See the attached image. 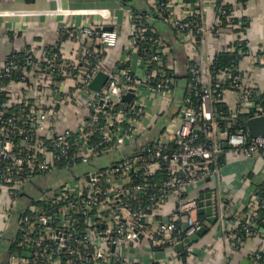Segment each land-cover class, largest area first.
<instances>
[{"label": "built area", "instance_id": "1", "mask_svg": "<svg viewBox=\"0 0 264 264\" xmlns=\"http://www.w3.org/2000/svg\"><path fill=\"white\" fill-rule=\"evenodd\" d=\"M150 1L161 21L196 49L205 34L218 33L223 28L221 18L229 27L236 25L233 11L227 14L225 3L218 4L217 0H211L214 20L210 27L205 25L202 12L208 0ZM177 3L183 8L182 16L173 13ZM129 16L132 28L123 67H108L103 52L118 45V32L89 26L67 31L78 44L76 54L84 57L80 60L82 70L77 68L78 62L63 60L54 49L45 52L42 62L33 52H26L21 57L11 54L0 65V189L6 192L9 203L16 202L36 175L60 167L87 165L120 151L134 140L145 113L142 93L169 100L174 97V80L164 72L162 37L145 24L148 16ZM239 36L247 49V40ZM96 45L101 49H96ZM238 53L244 56L248 50L240 48ZM253 58L264 60V54H254ZM197 59L188 67L191 81L187 85L188 96L176 116L178 127L155 141L146 156L123 155L113 167L85 172L27 206L17 221L19 237L8 264H128L122 248L139 236L153 246L165 244L171 249L183 243L186 257L192 256L191 243L201 228L191 216L198 200L180 201L173 218L159 219L154 229L147 230L145 219L150 211L170 194L184 192L193 180L216 176L222 142L234 154L264 159V136L228 133L216 123V116L222 114L216 104L222 103L223 93L241 92L246 77L237 66L233 74L222 71L213 77L209 72V82L204 84L202 56ZM132 60L145 70L144 76L128 64ZM98 72L106 75V81L93 92L89 84ZM30 78L34 82L29 83ZM13 83L20 88L9 92ZM128 91L134 95L131 106L121 101ZM189 94L197 98L196 110L191 107ZM260 95L257 89H245L242 96L238 95L234 113L247 115L248 119L264 116ZM67 100L84 105L88 114L77 126L61 130L55 122V107ZM197 160L203 162L198 169ZM157 170L163 171L166 178L159 185L150 184L149 179ZM263 207L264 200L257 196L247 212L235 220L232 238L236 244L241 245L244 236L259 229L258 210ZM263 227L264 222L260 229ZM238 228L242 236L238 235ZM261 258L256 252L252 261L258 264Z\"/></svg>", "mask_w": 264, "mask_h": 264}, {"label": "crops", "instance_id": "2", "mask_svg": "<svg viewBox=\"0 0 264 264\" xmlns=\"http://www.w3.org/2000/svg\"><path fill=\"white\" fill-rule=\"evenodd\" d=\"M223 2L235 4V0ZM137 3L141 7L147 5L154 11L156 9L154 2L150 0H138ZM173 11L176 16L183 15V8L179 3L174 5ZM202 12L205 25L210 27L214 20V4L212 5L211 0H208ZM129 15L130 8L119 0H0V65L11 53L23 50L36 53L38 55L36 57L41 61L47 49L57 45L62 59L67 62H78L77 68L81 69L83 63L80 60L84 57L76 54L78 44L67 31L89 26L96 29L111 28L118 32V45L103 52L108 67H120L123 65L124 54L130 43L132 22ZM232 16L236 22L234 27L226 26L218 33L205 34L200 45L198 44V49L179 39L173 29L161 20L152 23L154 27L152 30L162 37L165 44L164 72L171 70L176 76L184 77L188 73L189 65L202 56L204 84L209 82L210 66L215 55L224 50L239 52L240 48L235 47H238L240 34L247 40L248 54L241 57L238 65L239 71L246 77V84L241 92L225 91L222 96V104L231 113L236 110L238 95L242 96L245 89L254 88L264 94V60L253 58L254 54H264V0H247L244 5L234 8ZM241 24L243 30L240 29ZM94 47L101 49L97 45ZM128 64L134 66L139 76L145 75V70L135 66V60ZM184 87V80H177L174 97L171 100L142 93L145 113L138 124L136 138L120 151L100 158L98 163L100 166L97 168L113 167L123 155L132 156L138 153L136 149L143 145L146 139L157 141L167 132L177 128L180 123L176 118L178 112L173 117H169L168 114L171 111L172 100L173 102L175 100V103L182 101ZM19 88L20 86L14 83L8 87L9 92L18 91ZM87 114L88 110L84 105H77L71 100L58 103L54 112L55 122L61 125V128L77 126ZM222 145L223 142L222 152L217 160L216 176L193 180L184 192L170 194L161 205L150 211L145 219L148 221L146 229H154L157 220L175 216L180 201L195 199L199 201L207 192L216 194L220 211L214 224L208 222L205 215L199 214L198 208L191 212L194 220L196 216H202L201 227H204V230L201 233L197 232L193 237L192 256L186 257V264H255L252 256L258 250L264 251V229H257L255 234L241 245L233 242V235L228 233L232 229L235 231V216L248 209L252 199L257 197L258 187L263 185L264 159L258 155L245 157L242 154H234L228 146L223 148ZM17 224L8 220L7 225L0 211V234L3 239L7 233L11 237L6 264L12 251L11 246L13 247L18 234ZM3 239L0 244V264L3 263L2 254L5 252ZM141 239L142 237L136 241L130 240L122 248L128 264H182L179 254L185 252L184 247L183 250L176 251L175 246L172 249L165 244L153 246ZM111 250L115 251L113 246Z\"/></svg>", "mask_w": 264, "mask_h": 264}, {"label": "trees", "instance_id": "3", "mask_svg": "<svg viewBox=\"0 0 264 264\" xmlns=\"http://www.w3.org/2000/svg\"><path fill=\"white\" fill-rule=\"evenodd\" d=\"M123 5L128 6L130 8V13L133 16H148L151 18V20L149 21L147 18L144 19L145 24L149 27V29H154L153 27V21L155 20H161L162 18L157 14V12H155L153 9H151L150 7L146 6H139L137 1L138 0H119ZM247 0H235V4L231 5V4H224L225 8L227 9L229 15H231L230 13L233 11V9L236 6L239 5H244L246 3ZM223 0H217L218 4H222ZM221 27H226L227 26V21L225 20V18H221ZM235 21V20H234ZM241 30L244 29L243 24H241L240 27ZM174 33L176 34V31L173 29ZM151 34V33H150ZM153 35V34H152ZM63 36V35H62ZM151 36V35H150ZM156 36H160L156 33ZM145 47L147 48L146 45H142V48L145 49ZM236 48H244L245 50L246 47L243 45L242 42H238V47L236 46ZM50 49H54V50H58V46L56 45L55 47H50L47 50ZM26 52L29 51H25L23 50L22 52H13L11 53L12 55H17L18 57L23 56ZM34 53V52H33ZM10 54V55H11ZM36 55V53H34ZM38 56V55H36ZM241 57L242 55H240L237 50L230 52V51H222L220 53H217L211 63L210 66V74L214 77L216 75H218L220 72L224 71V72H228V73H235L234 69L238 66L239 62L241 61ZM42 62V61H41ZM123 67V66H120ZM166 76L172 78L174 80V83L177 80L183 79L184 80V84L185 87L183 88V94H182V101L184 100V98H186L188 96V90H187V85L188 83L191 81V75L190 73H186V75L184 77H178L175 74H173V72L171 70H166ZM29 81V80H27ZM29 83H32V79L30 78ZM190 95V94H189ZM173 99V98H172ZM190 99H191V107L192 108H196L198 106V101L197 98L193 97L192 95H190ZM259 100H263L264 101V94H261L260 97L258 98ZM182 101L178 102L175 100L173 102L172 100V106H171V111L168 114L169 117H173L177 112H179L181 106H182ZM218 111L222 112L221 115L216 116V123L217 126L220 130H227L228 133H232V132H236V131H241L244 134H248L247 132V126H246V121L248 119L247 115H238L236 113H231L227 107L222 104V103H218L216 104ZM196 110V109H195ZM62 126L58 124V129L63 130L64 128H61ZM64 127V126H63ZM203 139V137H202ZM156 140H152L146 139V141L144 142L143 145H141L140 147H138L136 149V154L140 155V156H146V151L149 147H151ZM174 149V147L172 148ZM222 162V160L220 159V163ZM99 160L93 161L87 165H77L73 168H63L60 167L59 169L51 172V173H46V174H38L35 176V178H33L32 180H30L27 185L25 186V188L23 189L22 193L18 195V198L16 200L15 203H9L8 202V198L6 196V192H4L3 190L0 189V211H1V216L3 217L4 221H7V225H8V220L11 221L12 217H17L19 218L27 209V206H29L30 204H32L34 201L39 200L41 197L47 195L49 192H51V190L53 188H55L57 185H60L68 180L71 179H75L77 178L79 175L84 174L85 172H88L92 169L97 168L98 166H100ZM203 162L200 160L195 161V167L198 169L199 167H201ZM74 170V175L72 173V171ZM165 173L161 170H157L155 172V174L151 177V179H149V183L153 184V185H159L162 181L165 180ZM136 183L141 184L142 181H140L139 179H135ZM256 195L261 198L262 200H264V186L261 185L258 187L257 191H256ZM247 209H245L242 214L240 213L239 215H236L235 219L237 218H241V216L246 212ZM201 226H203V221H202V216H196L195 219ZM264 222V207L260 208L258 210V219H257V227L258 228H262V224ZM11 226V224H10ZM13 227V226H11ZM264 228V227H263ZM257 229H255L254 231L251 232V234H249L248 236H244L245 240L248 237H251L253 234H255ZM234 229H232L230 232H228L230 235H234ZM238 235H243V232L240 230V228L236 229ZM17 236L15 238V241L18 239L19 237V232H17ZM9 233L5 234L4 236V241H7V239L9 238ZM233 239V238H232ZM234 242V240H233ZM11 250H14V243H13V247L11 246ZM11 251V252H12ZM258 253H260L262 255V258L258 261V264H264V252L262 250H258ZM179 257L181 258L182 262H186V254L185 252H182L179 254ZM253 257V256H252Z\"/></svg>", "mask_w": 264, "mask_h": 264}, {"label": "water", "instance_id": "4", "mask_svg": "<svg viewBox=\"0 0 264 264\" xmlns=\"http://www.w3.org/2000/svg\"><path fill=\"white\" fill-rule=\"evenodd\" d=\"M103 30L109 31L111 30V28H103ZM105 81H106V75L102 72H98L90 82L89 89L93 92H97L101 87H103ZM133 96H134L133 92L128 91L125 94H123L121 101L124 102L126 105L131 106L133 103ZM246 126H247V132L251 138L264 136V116L247 119ZM222 146L223 148H226L227 144L223 143ZM73 172L74 170L72 171V173ZM197 208H198L197 209L198 213L205 215L207 217L208 222L214 224L217 221L218 213L220 211V204H219V199L217 198L215 193L207 192L203 194L200 200L197 201ZM17 221H18L17 217H12L11 219L12 223H16ZM203 230L204 227H201L198 233H201ZM10 238L11 237H9L7 241L4 242L5 252L2 254V260H3L2 264H6L7 261L8 251L10 248L9 246ZM186 241L187 240H185V242ZM174 248L176 251L183 250V243H178L177 245H175Z\"/></svg>", "mask_w": 264, "mask_h": 264}]
</instances>
